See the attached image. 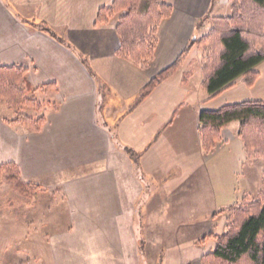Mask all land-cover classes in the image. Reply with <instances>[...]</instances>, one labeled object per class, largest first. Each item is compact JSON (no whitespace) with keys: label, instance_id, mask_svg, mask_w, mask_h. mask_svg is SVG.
I'll list each match as a JSON object with an SVG mask.
<instances>
[{"label":"crops","instance_id":"crops-1","mask_svg":"<svg viewBox=\"0 0 264 264\" xmlns=\"http://www.w3.org/2000/svg\"><path fill=\"white\" fill-rule=\"evenodd\" d=\"M112 1L0 0V67L26 70L42 105L41 112L30 116L45 118L40 131L33 133L21 124H8L12 112L3 107L0 166L15 164L21 181L33 187L30 196L20 195L24 205L31 198L39 205L31 212H49L53 205L62 209L63 215L48 217L53 222L40 223L47 264H164L168 255L159 260L156 253L185 251L173 236H187V221L207 217L203 200L191 202L189 191H180L183 185L173 182L180 177L179 165L202 171L208 165L217 197L213 220L251 186H259L262 177V169L245 171V151L238 125L231 127L234 122L221 131L212 153L202 150L199 113L217 108L209 106L216 97L208 96L193 103L192 118L186 115L195 72L188 57L197 47L187 52L170 79L137 102L151 78L208 33L211 18L229 16L231 0H166L172 12L161 23L154 57L143 68L116 56L120 43L115 19L97 23L99 9ZM41 22L60 41L40 31ZM49 84L55 88H44ZM174 112L172 123L164 126ZM232 144L239 162L237 154L229 153ZM198 183L191 182L193 189L203 186ZM29 209L21 219L35 227L39 213ZM54 222L59 225L54 227ZM194 239L180 243L196 246L199 239ZM202 256L171 264H201Z\"/></svg>","mask_w":264,"mask_h":264},{"label":"trees","instance_id":"trees-1","mask_svg":"<svg viewBox=\"0 0 264 264\" xmlns=\"http://www.w3.org/2000/svg\"><path fill=\"white\" fill-rule=\"evenodd\" d=\"M171 12L166 0H113L110 6L99 9L96 20L100 24L116 20L120 43L116 56L143 68L154 57L158 29ZM37 28L60 41L45 22ZM192 47L203 50L201 87L210 99L232 88L239 77L246 88H252L260 77L254 68L264 61V0H231L230 15L211 18L208 33L194 39L172 65L151 78L140 90L137 102L145 100L170 79ZM83 63L94 77L87 62ZM191 75V71L186 72L182 81L187 82ZM45 87L55 88V85ZM35 91L26 79L25 69L0 67V104L15 113L13 119L6 120L8 124L22 123L30 132L40 131L45 122L43 114L36 118L22 115L28 108L41 112L42 105ZM175 114L164 126L172 123ZM232 122L238 123L237 137L245 152L264 161V101H244L216 110H202L198 116V133L204 153L215 149L221 140V131ZM1 183L22 196L28 197L33 191V187L21 181L13 163L0 166ZM226 215L225 232L209 235L215 246L201 257V264H264V170L257 198L243 199L229 206ZM205 239L201 238L198 243L203 244Z\"/></svg>","mask_w":264,"mask_h":264},{"label":"rangeland","instance_id":"rangeland-1","mask_svg":"<svg viewBox=\"0 0 264 264\" xmlns=\"http://www.w3.org/2000/svg\"><path fill=\"white\" fill-rule=\"evenodd\" d=\"M230 15V11L228 13ZM203 55V50L194 48L191 54L188 57V61H193L194 65L192 66L194 72V78L191 79L190 82V89L191 93L188 97L187 102L192 104L190 107V112L187 110L186 115L189 118H192V113L194 105L196 102H200L201 100L208 99V94L202 90L200 87V81L202 79V67H201V59ZM196 59V60H195ZM255 71L259 72L260 77L255 83V85L248 89L242 82V78L239 79L236 83V86H233L234 89L227 91L223 95L217 96L213 99L209 106L211 108H220L221 104H225L226 102H244V101H264V61L259 63L255 68ZM180 75V73L178 74ZM174 79H178L174 78ZM232 87V88H233ZM231 89V88H230ZM229 90V89H228ZM5 104H0V111L4 112L5 108H3ZM7 107V106H6ZM9 111L12 112V119L15 117V113L8 108ZM34 111L32 108H28L26 111L22 113V115L32 116L34 115ZM18 116V115H16ZM17 124V123H16ZM19 124V123H18ZM23 126V124L21 123ZM238 123L234 122L231 124L232 126H237ZM24 127V126H23ZM25 128V127H24ZM161 131V129L158 131ZM194 131V130H192ZM191 131V133H192ZM192 142V137H191ZM241 142V141H240ZM196 143L198 141L196 139ZM230 147V146H229ZM216 148V147H215ZM245 151V150H244ZM234 153L237 156V161L241 160L239 152L236 150L235 145H231L229 149V153ZM212 153V152H210ZM210 153L206 154L209 155ZM242 156V161L246 162L244 169L245 171L256 172L258 169H262V177L259 183V186L253 185L250 189H248V194L243 195L242 199L237 203H241L243 199L247 200H255L258 196L259 191L262 188V180H263V170H264V161L261 158L256 157L255 155H249L244 152ZM179 175L180 177H176L173 182H177L182 184V188L179 189L180 191L188 190L190 194V201H195V198H200L205 203L204 211L206 216L203 219H199L198 222L196 221H187L186 228L183 230V234H188L185 237H177L173 236V240L176 238L177 243L182 244L181 248H185L181 251L175 252H159L156 255L159 257V260H163L164 254L168 255V259L164 261V264H171L174 261L178 263L187 261H194V259L199 255H205L211 252L214 249L215 241L213 238H210L209 235H221L226 230L227 224V215L226 213L223 214L222 212L215 214V220L211 218L212 213H216L215 202L216 196L215 191L216 189L212 186L209 176L208 165L205 164V168L196 170L192 166L186 165H179ZM215 178V176H214ZM216 179V178H215ZM199 181L198 185L201 183L203 184L202 187L198 186L196 189H193L191 186V182ZM217 181V179H216ZM175 188V187H174ZM221 190V189H220ZM33 198H31V202L28 201L27 205H24V199L21 196L11 190V188L6 183H1L0 185V264H47L45 258H47L46 251L43 248L42 239L44 238L41 236V226L40 223H51L53 221L49 220L48 217H55L63 215L62 209L58 206H51L49 212H40L39 205H36ZM23 203V204H22ZM202 204V202H200ZM30 207L29 211L31 212L34 207L38 209L33 210L31 213H39L35 215V221L32 225L26 226L25 221L21 219V213L27 212V207ZM43 207H41L42 209ZM212 210V211H209ZM215 211V212H214ZM63 217V216H62ZM30 223V221H29ZM55 226L59 225V222H54ZM198 223L197 225H195ZM33 227V228H32ZM49 227V226H48ZM52 227V226H51ZM34 229H37L38 232ZM44 229H47L45 226ZM47 231V230H46ZM45 232V230H44ZM206 237L203 244H196V246L188 247L185 243H180L181 241L185 240L187 243L189 240L195 238L201 239ZM181 238V239H180ZM198 240V241H199ZM197 241V242H198ZM184 242V241H183ZM194 244V243H193ZM146 255V254H145ZM40 256L43 259V263L40 260ZM150 264V263H148ZM160 264V261L158 262Z\"/></svg>","mask_w":264,"mask_h":264}]
</instances>
